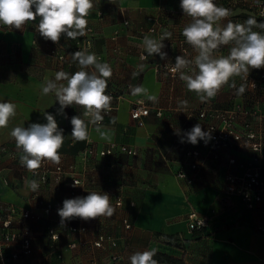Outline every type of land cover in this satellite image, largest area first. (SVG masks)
Returning a JSON list of instances; mask_svg holds the SVG:
<instances>
[{"label":"crops","instance_id":"0c3cea01","mask_svg":"<svg viewBox=\"0 0 264 264\" xmlns=\"http://www.w3.org/2000/svg\"><path fill=\"white\" fill-rule=\"evenodd\" d=\"M180 2L93 0L92 11H102L103 15L91 21L95 38L89 53H94L98 62L111 65L112 86L123 93L119 107L105 118L101 126V132L109 139L102 138L96 127L89 124L88 139L73 140L71 118H82L84 109L74 104L66 107L64 114H59L57 110L60 105L55 94H42L46 78L54 80L55 74L61 70L70 74L79 70L76 63L50 55V49L66 41V35H62L58 43L46 40L37 29L31 28L32 24L39 23V17L23 29H0V102L16 105V115L10 118L6 128H0V203H14L33 209L39 206L37 201L30 198L29 180L22 177L18 160L1 147L7 146L16 151L15 139L10 134L12 129L17 126L28 127L32 123L46 124L43 113L47 112L54 116L65 136L59 150L60 162L66 165L74 163L79 170L86 171L91 191L107 193L115 208L111 217L85 220L91 228L82 235L66 229L56 212L50 218L33 221L35 237L32 264H130V255L153 248L178 260L159 264H264V234L252 227L264 218V214L259 209L248 208L237 196L225 195L226 174H241V164L252 156L251 148L244 144L223 146L220 160L208 161L199 170L193 183L177 175L180 169L193 174L186 163L185 153L189 148L199 147V141L196 145L187 142L186 133L196 124H200L202 130L207 132L208 124L213 119L189 118L190 113H197L205 102H201L195 92L186 88L180 75L171 84L170 78L157 70L159 55L141 60L140 54L146 53L143 47L146 35L156 39L160 37L157 33L147 32L152 17L160 20V30L172 33L170 39L163 41L168 52L174 58L182 55V31L191 18L184 15ZM251 2L214 0L218 6L231 10V15L220 23H243L255 16ZM125 20L129 24H125ZM35 37L38 39L37 44L33 43ZM230 47L223 45L214 55L226 56ZM190 49V58L193 59L196 52L192 47ZM140 64L145 65L144 70L133 78L132 73L138 71L137 66ZM260 72H264V68L250 69L249 74L258 75ZM233 79L237 88L242 83L246 85L243 95H237L236 89L224 85L207 102L222 108L235 103L246 107L258 105L264 112V81L259 88H254L240 77ZM130 85H142L150 94L158 97V103L147 100L152 106V113L145 117V123L140 126L130 116L134 100L140 97L131 94ZM180 101H187V107H181ZM158 108L164 114L157 115ZM112 117H116L115 124L111 123ZM185 124L187 129L183 130ZM111 141L133 146L138 152L135 155L127 152L94 155L86 161L80 160L82 151L88 145L101 148ZM231 156L238 160L235 164L228 163ZM41 196L45 201L62 203L65 199L73 198L65 183L60 188L44 187ZM118 199H122L121 205L116 204ZM132 202L135 204L132 205ZM192 209L213 216L212 223L203 231L189 230L188 213ZM124 220L131 223V227L127 228ZM50 226L60 234L57 241L50 238ZM95 231L112 235L118 244L114 247H91ZM71 241H79L78 246L69 248L68 243ZM112 252L121 255L120 262L109 261ZM59 253H62V257H59Z\"/></svg>","mask_w":264,"mask_h":264},{"label":"clouds","instance_id":"9594fccd","mask_svg":"<svg viewBox=\"0 0 264 264\" xmlns=\"http://www.w3.org/2000/svg\"><path fill=\"white\" fill-rule=\"evenodd\" d=\"M93 7V0H0V25L22 29L39 17L37 31L46 40L58 43L62 35L76 40L77 37L86 35V17ZM180 7L184 15L191 18V22L183 28L182 35L196 55L193 59H187L183 55L176 56L170 70L180 74L186 88L195 92L201 102L214 98L224 85L236 89L237 95H243L246 85L242 83L237 88L233 78L246 80L250 69L264 68V21L258 22L255 17H249L243 23L229 21L222 25L220 22L231 15V10L218 6L214 0H181ZM171 36L172 33L168 31L159 39L146 35L143 47L147 55L142 54L140 59L147 60L154 54L159 55L162 60L167 59V53L162 51L165 47L163 41ZM223 45H231L228 55L215 56L214 52ZM72 59L78 63L79 70L71 74L61 70L55 74L54 80L46 78L42 94H55L60 105L57 110L59 114H64V109L74 104L84 109L83 117L87 120L81 116L71 118L73 140H87L89 124L96 127L102 138L109 139L101 132V126L104 115L113 110V98L106 94L107 81L111 78L113 69L109 63L98 62L97 56L86 50L76 51L72 54ZM137 67L138 71L132 73L133 78L144 70L145 65ZM90 68L93 70L89 71ZM186 69L191 74H186ZM130 89L133 96H144L148 101L158 103V97L150 94L142 85H130ZM179 104L187 107V101H180ZM43 114L46 124L17 126L10 133L17 149L22 152L20 163L34 174L44 160L60 163L59 150L65 140L63 129L58 128L54 116L47 112ZM15 115L14 103L0 102V128H6L10 118ZM111 123H116V117H112ZM186 137L187 142L196 145L200 140L207 142L211 135L210 132L203 131L200 124H196L186 133ZM28 187L36 192L40 183L33 179L28 181ZM110 200L107 193L96 191L89 192L86 197L65 199L63 207L58 209L61 223L74 217L84 220L111 217L115 208ZM156 254L155 248L137 251L130 255L129 261L130 264H159L153 259Z\"/></svg>","mask_w":264,"mask_h":264},{"label":"built area","instance_id":"2783aa9c","mask_svg":"<svg viewBox=\"0 0 264 264\" xmlns=\"http://www.w3.org/2000/svg\"><path fill=\"white\" fill-rule=\"evenodd\" d=\"M251 5L254 12L258 16L264 17V0H252ZM102 11L94 13L92 10L86 17L88 25L86 35L84 37H77L76 40L67 38L66 41L53 46L50 49V55L60 60H66L70 63H76L72 59V54L76 51L86 50L88 53L93 45L95 36V28L93 26V19L101 18ZM152 23L147 28L148 33H157L161 36L164 31L160 30L161 26L158 18H150ZM125 24H129L127 20ZM37 23L31 25L32 29H37ZM10 28L8 26L0 25V29ZM24 28V27H23ZM22 28V29H23ZM181 41L180 53L187 59L190 58V45L186 43L183 36ZM38 39L35 37L33 43L37 44ZM166 46V45H165ZM162 51L167 53V59H158L156 68L159 72H163L170 78L171 84L175 78L180 74L173 73L170 69L175 63V58L168 52L167 48ZM147 55L146 53H143ZM142 54H140L141 57ZM167 65V67H166ZM186 74H191L187 69L184 70ZM109 78L107 81L108 87L106 94L111 95L112 111L117 109L120 105V100L123 93L112 86V81ZM246 81L250 87L259 88L264 81V72L258 75H250ZM142 101V102H141ZM264 104V100L262 101ZM152 106L143 96L135 99L130 110L131 118L140 125L145 123V117L151 112ZM84 112V111H83ZM112 113V112H111ZM110 114V113H109ZM104 115L105 118L109 115ZM157 115L164 114L161 108L156 109ZM212 118L213 121L208 124L207 132H210L211 138L207 140H200L199 147L189 148L185 153V160L189 167L193 170V174H188L184 169H180L177 175L180 178H186L188 183H193L199 170L210 160L218 161L221 158V149L223 146H232L235 144L248 145L252 150V156L247 162L242 163L243 171L240 173L229 172L226 174L227 186L225 195L227 197L237 196L250 209H259L264 214V177L262 176V166L264 164V112L257 106L246 107L240 103H235L233 106L222 108L217 107L211 102H205L197 113H190L189 118ZM83 119H86L83 117ZM187 129L185 124L183 130ZM1 149L8 155L16 158L22 171V177L30 180H37L40 183L39 190L31 191L30 198L39 203L37 208H24L14 203H0V264H26L24 261L34 255L33 241L35 237L33 229V221H40L42 219L50 218L54 212L58 214V209L63 207L61 201H45L41 196L44 187L52 186L60 188L65 183L69 188L71 197H86L90 189V178L86 171L79 170L77 165L72 163L66 165L64 163L54 164L51 161L44 160L41 166L35 170V174L30 172L26 167L20 163V150H12L7 146H2ZM116 152H127L129 154H137V149L133 146L119 143L116 141L108 142L101 148H96L94 145H88L81 153V161H86L94 155L106 156L112 155ZM238 160L235 156L228 159L229 164H235ZM183 176V177H182ZM77 184H76V183ZM75 185V186H74ZM122 199L116 201L117 205H121ZM132 205L135 203L132 202ZM213 221V216L209 213L200 212L192 209L188 213L189 230L207 228ZM127 228L131 227V223L124 220ZM66 229L70 232L79 233L80 235L90 231V228L84 219L74 217L64 221ZM256 232L264 234V218L258 220L252 225ZM50 238L57 241L60 238L58 230L53 226L48 228ZM95 238L91 241V247H106L107 245L116 246L117 239L110 234L102 231H95ZM79 241H71L68 243L69 248H75ZM62 257V253L58 254ZM109 261L111 263H118L121 261L119 253L112 252L109 254Z\"/></svg>","mask_w":264,"mask_h":264},{"label":"trees","instance_id":"16d2710c","mask_svg":"<svg viewBox=\"0 0 264 264\" xmlns=\"http://www.w3.org/2000/svg\"><path fill=\"white\" fill-rule=\"evenodd\" d=\"M252 17H255L258 22L264 21V17L258 16V14H256L255 16H252ZM204 229L205 228H203V229H194L193 231L200 232V231H203ZM153 259L157 260L158 262H163V261L174 262V261H178L177 258H175L173 256H170V255H167L165 253H160V252H157V254L153 257Z\"/></svg>","mask_w":264,"mask_h":264},{"label":"rangeland","instance_id":"374dc122","mask_svg":"<svg viewBox=\"0 0 264 264\" xmlns=\"http://www.w3.org/2000/svg\"><path fill=\"white\" fill-rule=\"evenodd\" d=\"M31 257H33V256H31ZM31 257L29 259H27L26 261H24V263L26 262V264H32Z\"/></svg>","mask_w":264,"mask_h":264}]
</instances>
